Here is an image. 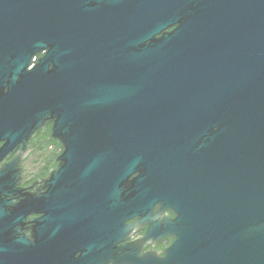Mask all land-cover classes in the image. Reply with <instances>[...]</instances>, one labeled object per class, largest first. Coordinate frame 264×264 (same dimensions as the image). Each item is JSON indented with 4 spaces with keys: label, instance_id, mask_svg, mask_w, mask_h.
Here are the masks:
<instances>
[{
    "label": "water",
    "instance_id": "obj_1",
    "mask_svg": "<svg viewBox=\"0 0 264 264\" xmlns=\"http://www.w3.org/2000/svg\"><path fill=\"white\" fill-rule=\"evenodd\" d=\"M130 218L118 264H264V0H0V264Z\"/></svg>",
    "mask_w": 264,
    "mask_h": 264
},
{
    "label": "flooded vegetation",
    "instance_id": "obj_2",
    "mask_svg": "<svg viewBox=\"0 0 264 264\" xmlns=\"http://www.w3.org/2000/svg\"><path fill=\"white\" fill-rule=\"evenodd\" d=\"M42 129L37 130L36 134L29 140V145L26 149L27 154L33 156L32 165L34 168H30V172L27 174V180L22 183V187H28L33 185L36 179L43 178L49 168H53L55 164L53 159L61 152V147L45 139V135ZM11 156L8 158L10 159ZM26 159L24 167L26 165ZM31 166V165H30ZM36 185H34V188ZM157 207L153 208V212L157 213ZM42 213H29L25 216L22 224L19 225L21 231L30 237L32 233V223L30 220L39 218ZM173 217L172 212L169 209H164L163 214H159L158 217L163 216ZM126 225H132L131 229L127 232L126 237L122 239V233H116L112 238L114 244L109 248L108 253H105V244L102 236L100 226L93 228L92 231L88 229L83 234L76 236V233L71 232L68 235L60 236L58 231L54 229L56 225L52 226V235L50 245L45 247L42 245V238L40 239V245L37 247L39 252L40 264H118V258L121 255V249L124 244L137 243L141 240L147 229V225L140 223L136 218H130L125 221ZM73 234V235H72ZM163 236H154L144 240L141 243V250H156L160 251L167 247L173 241V237L170 233L166 232ZM31 239V238H30ZM111 239V237L109 238ZM45 241H43L44 244ZM36 250V251H37Z\"/></svg>",
    "mask_w": 264,
    "mask_h": 264
},
{
    "label": "trees",
    "instance_id": "obj_3",
    "mask_svg": "<svg viewBox=\"0 0 264 264\" xmlns=\"http://www.w3.org/2000/svg\"><path fill=\"white\" fill-rule=\"evenodd\" d=\"M43 131H44V132H42L41 134L47 136V134H48V130H43Z\"/></svg>",
    "mask_w": 264,
    "mask_h": 264
}]
</instances>
